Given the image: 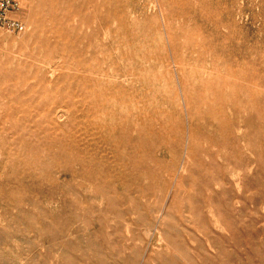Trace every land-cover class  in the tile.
Returning a JSON list of instances; mask_svg holds the SVG:
<instances>
[{"label": "rangeland", "instance_id": "obj_1", "mask_svg": "<svg viewBox=\"0 0 264 264\" xmlns=\"http://www.w3.org/2000/svg\"><path fill=\"white\" fill-rule=\"evenodd\" d=\"M18 16L0 27V264H264V0Z\"/></svg>", "mask_w": 264, "mask_h": 264}, {"label": "bare ground", "instance_id": "obj_2", "mask_svg": "<svg viewBox=\"0 0 264 264\" xmlns=\"http://www.w3.org/2000/svg\"><path fill=\"white\" fill-rule=\"evenodd\" d=\"M63 2H64V1H63ZM99 2H100V1H99ZM58 6H59V5H58ZM61 6H62V4H61ZM157 6H158V5H157ZM90 9H91V8H90ZM102 9H103V8H102ZM102 9H101V10H102ZM89 11H90V10H89ZM108 14H109V13H108ZM76 18H78V17L76 16ZM76 18H75V19H76ZM161 18H162V17H161ZM75 19H74V20H75ZM50 21H51V20H50ZM52 21H53V19H52ZM75 21H76V20H75ZM48 22H49V21H48ZM97 22H98V20H97ZM115 22H116V21H115ZM139 24H141V23H139ZM30 26H31V25H30ZM82 26H83V25H82ZM95 26H97V25H95ZM113 26H114V25H113ZM83 28H84V27H83ZM83 28H82V30H83ZM163 28H164V27H163ZM29 29H30V28H29ZM29 29H28V30H29ZM56 29H57V28H56ZM87 29L89 30V28H87ZM82 30H81V31H82ZM96 30H97V29H96ZM99 30H100V29H99ZM103 30H104V29H103ZM110 30H111V29H110ZM110 30H109V31H110ZM60 31H61V30H60ZM93 31H94V30H93ZM97 31H98V30H97ZM97 31H96V32H97ZM101 32H102V31H101ZM105 32H106V31H105ZM160 32H161V31H160ZM43 33H44V32H43ZM93 33H94V32H93ZM97 33H98V32H97ZM121 33H122V32H121ZM48 34H49V33H48ZM58 34H59V33H58ZM105 34H107V33H105ZM111 34H112V33H111ZM42 35H43V34H42ZM98 35H100V34H98ZM33 36H34V35H33ZM58 36H59V35H58ZM60 36H61V34H60ZM65 36H66V35H65ZM94 36H95V35H94ZM106 36H107V35H106ZM89 37H90V36H89ZM99 37H100V36H99ZM104 37H105V35H104ZM110 37H111V36H110ZM58 38H59V37H58ZM60 38H61V37H60ZM87 38H88V36H87ZM92 38H93V37H92ZM95 38H96V37H95ZM108 38H109V36H108ZM31 40H32V39H31ZM31 40H30V41H31ZM59 40H60V39H59ZM96 40H97V39H96ZM104 40H105V38H104ZM115 40H116V39H115ZM121 40H122V39H121ZM121 40H120V41H121ZM167 40H168V39H167ZM30 41H29V42H30ZM65 41H66V40H65ZM85 41H86V40H85ZM94 41H95V40H94ZM98 41H99V40H98ZM91 42H92V41H91ZM91 42H90V43H91ZM99 42H100V41H99ZM69 43H70V42H69ZM94 43H95V42H94ZM96 43H97V42H96ZM102 43L104 44V42H102ZM107 43H108V42H107ZM65 44H66V43H65ZM82 44H83V43H82ZM92 44H93V42H92ZM99 44H100V43H99ZM93 45H94V44H93ZM96 45H97V44H96ZM104 45H106V44H104ZM80 46H81V45H80ZM35 47H36V46H35ZM82 47H83V46H82ZM95 47L97 48V46H95ZM98 47H99V45H98ZM93 48H94V47H93ZM119 48H120V46H119ZM119 48H117V49H119ZM86 49H87V48H86ZM101 49H102V48H101ZM87 50H88V49H87ZM90 50H92V49H90ZM90 50H88V51H90ZM107 50H108V49H107ZM31 51H32V50H31ZM35 51H36V50H35ZM41 51H42V50H41ZM43 51H44V49H43ZM54 51H55V50H54ZM95 51H96V50H95ZM98 51H100V48H99ZM126 51H127V50H126ZM84 52H85V51H84ZM21 53H22V52H21ZM80 53H81V52H80ZM87 53H88V52H87ZM89 53H90V52H89ZM108 53H109V52H108ZM118 53H119V52H118ZM91 54H92V53H91ZM100 54H101V53H100ZM20 55H21V54H20ZM79 55H80V54H79ZM88 55H89V54H88ZM101 55H102V54H101ZM151 55H152V54H151ZM89 56H90V55H89ZM89 56H88V58H89ZM113 56H114V55H113ZM115 56H116V55H115ZM79 57H81V56H79ZM79 57H78V58H79ZM97 57H98V56H97ZM101 57H102V56H101ZM78 58H77V59H78ZM99 58H100V57H99ZM102 58H103V57H102ZM20 59H22V58H20ZM79 59H80V58H79ZM166 59H167V58H166ZM48 60H49V59H48ZM50 60H51V59H50ZM50 60H49V61H50ZM52 60H53V59H52ZM58 60H59V59H58ZM80 60H81V59H80ZM104 60H105V59H104ZM14 61H15V60H14ZM46 61H47V60H46ZM77 61L79 62V60H77ZM77 61H76V63H77ZM91 61H92V60H91ZM165 61H166V60H165ZM172 61H173V60H172ZM70 62H72V61H70ZM74 62H75V61H74ZM74 62H72V63H74ZM98 62H100L99 59H98ZM98 62H97V63H98ZM101 62H102V61H101ZM45 63H46V62H45ZM49 63H50V62H49ZM79 63H81V62H79ZM86 63H87V62H86ZM83 64H84V63H83ZM98 64H99V63H98ZM103 64H104V63H103ZM167 64H168V63H167ZM40 65H42V64H40ZM43 65H44V64H43ZM73 65H74V64H73ZM89 65H90V64H89ZM92 65H93V63H92ZM101 65H102V64H101ZM101 65H100V66H101ZM46 66H47V65H45V67H46ZM67 66H68V64H67ZM69 66H71V65H69ZM78 66H79V64H77V68H78ZM100 66H99V67H100ZM176 66H177V65H176ZM185 66H186V65H185ZM42 67H43V66H42ZM48 67H49V66H48ZM58 67H59V66H58ZM58 67H57V68H58ZM81 67H83V66H81ZM85 67H86V65L84 66V68H85ZM96 67H97V65H96ZM105 67H106V66H105ZM195 67H196V66H195ZM50 68H51V66H50ZM59 68H61V70L63 69L62 67H59ZM59 68H58V70H60ZM75 68H76V67H75ZM87 68H88V67H87ZM87 68H86V69H87ZM103 68H104V67H103ZM168 68H169V67H168ZM175 68H176V67H175ZM191 68H192V67H191ZM94 69H95V68H94ZM98 69H99V68H98ZM101 69H102V68H101ZM44 70H45V69H44ZM44 70H42V71H44ZM48 70L51 71V76H52V77L54 76V74L56 75L55 71H57V69H55L54 67H53L52 69H48ZM69 70H70V68H69ZM45 71H46V70H45ZM62 71H63V70H62ZM80 71H81V70H80ZM86 71H87V70H86ZM90 71H91V70H90ZM105 71H106V70H105ZM105 71L103 70V73H104ZM111 71H114V70H111ZM130 71H131V70H130ZM47 72H48V71H47ZM57 72H58V71H57ZM83 72H85V71H83ZM98 72H99V71H98ZM108 72H109V71H108ZM45 73H46V72H45ZM45 73H43L44 76H46ZM61 73H62V72H61ZM85 73H86V72H85ZM85 73H84V74H85ZM96 73H97V71H96ZM144 73H145V72H144ZM158 73H159V72H158ZM171 73H172V72H171ZM86 74H87V73H86ZM112 74H113V73H112ZM112 74H111V75H112ZM129 74H130V73H129ZM167 74H168V73H167ZM57 75H58V74H57ZM168 75H169V74H168ZM94 76H96V75H94ZM97 76H98V75H97ZM113 76H114V75H113ZM86 77H87V75H86ZM116 77H117V76H116ZM102 78H103V77H102ZM57 79H58V78H57ZM90 79H92V78H89V80H90ZM93 79H94V78H93ZM122 79H123V78H122ZM159 79H160V78H159ZM33 80H34V79H33ZM51 80H52V79H51ZM85 80H87V79H85ZM109 80H110V79H109ZM109 80H108V81H109ZM113 80H115V79H113ZM157 80H158V79H157ZM170 80H171V79H170ZM30 81H31V80H30ZM108 81H107V83H108ZM172 81H173V80H172ZM49 82H50V81H49ZM91 82H92V80H91ZM93 82H94V81H93ZM93 82H92V83H93ZM97 82L99 83L98 80H97ZM102 82H104V81H102ZM109 82H110V81H109ZM123 82H124V81H123ZM50 83H51V82H50ZM50 83H49V85H48V84H47V85L50 86ZM54 83H55V82H54ZM89 83H90V82H89ZM94 84H96V80H95V83H94ZM104 84H105V82H104ZM134 84H135V83H134ZM73 85H74V84H73ZM96 85H97V84H96ZM99 85H100V84H99ZM253 85H254V84H253ZM90 86H91V85H90ZM100 86H102V85H100ZM64 87H65V86H64ZM81 87H82V86H81ZM94 87H95V85H94ZM97 87H98V86H97ZM97 87H96V88H97ZM105 87H106V86H105ZM129 87H130V86H129ZM142 87H143V86H142ZM60 88H61V87H60ZM92 88H93V87H92ZM121 88H122V87H121ZM88 89H89V88H88ZM90 89H91V88H90ZM93 89H94V88H93ZM100 89H101V88H100ZM100 89L98 88L97 90H100ZM118 89H119V88H118ZM124 89H126V88H124ZM131 89H132V88H131ZM64 90H65V89H64ZM64 90L61 91L62 94H63V92H65ZM66 90H67V88H66ZM88 91H89V90H87V94H89ZM91 91H92V90H91ZM108 91H109V90H108ZM122 91H123V90H122ZM101 93H102V92H101ZM103 93H104V92H103ZM162 93H163V92H162ZM84 94H85V93H84ZM181 94H182V93H181ZM93 95H94V94H93ZM110 95H111V94H110ZM44 96H45V95H44ZM95 96H96V95H95ZM95 96H94V97H95ZM102 96H105V95L103 94ZM102 96L99 97V99L101 98V100H102V99H103ZM129 96H130V95H129ZM74 97H75V96H74ZM113 97H114V96H113ZM130 97H131V96H130ZM61 98H62V97H61ZM82 98H83V96H82ZM108 98H109V97H108ZM119 98H120V97H119ZM135 98H136V97H135ZM38 99H39V98H38ZM64 99H66V98H64ZM76 99H78V96H77ZM84 99H85V98H84ZM86 99H89V98H86ZM94 99H95V98H94ZM94 99H93V100H94ZM109 99H110V98H109ZM120 99H121V98H120ZM133 99H134V98H133ZM133 99H132V100H133ZM80 100H82V99H80ZM90 100H91V99H90ZM90 100H89V101H90ZM95 100H97V99H95ZM95 100H94V101H95ZM101 100H100V101H101ZM110 100H112V99H110ZM135 100H136V99H135ZM54 101H55V100H54ZM61 101H62V100H61ZM73 101H74V100H73ZM103 101H104V100H103ZM65 102H66V101H65ZM81 102H82V101H81ZM111 102H112V101H111ZM133 102H134V101H133ZM90 103H92V102H90ZM102 103H103V102H102ZM107 103H109V101H107ZM130 103H131V102H130ZM9 104H10V103H9ZM97 104H98V103H97ZM103 104H104V103H103ZM115 104H116V103H115ZM55 105H56V104H55ZM79 105H80V104H79ZM109 105H110V104H109ZM72 106H73V105H72ZM127 106H128V105H127ZM48 107H49V105H48ZM58 107H59V105H58ZM78 107H79V106H78ZM98 107H99V106H98ZM56 108H57V107H56ZM56 108H55V109H56ZM63 108H64V107H63ZM69 108H70V107H69ZM69 108H68V106H67L66 109H69ZM73 108H74V107H73ZM84 108H85V107H84ZM94 108H95V107H94ZM102 108H103V106H102ZM105 108H106V107H105ZM122 108H123V107H122ZM126 108H127V107H126ZM48 109H49V108H48ZM58 109H59V108H58ZM58 109H57V110H58ZM70 109H71V108H70ZM76 109H77V106H76ZM78 109H79V108H78ZM78 109H77V110H78ZM114 109H115V108H114ZM125 110H128V111H129V109H125ZM54 111H55V110H54ZM65 111H66V110H65ZM65 111H64V109H63V110H59L58 112L56 111L57 114H54L55 112H53V114H54L55 116H52L53 114L51 115L52 121H55V119L57 120V119H59V118H64V116H65ZM128 111H127V113H129ZM18 112H19V111H18ZM47 112H49V111H47ZM66 112H67V111H66ZM102 112H103V111H102ZM20 113H22V112L20 111ZM88 113H89V112H88ZM116 113H117V112H116ZM124 113H125V112H124ZM131 113H132V112H131ZM136 113H138V112H136ZM67 114H68V113H67ZM91 114H92V113H91ZM91 114H90V118H91ZM104 114H105V113H104ZM111 114L113 115V113H111ZM121 114H122V113H121ZM79 115H80V114H79ZM79 115H78V116H79ZM97 115H98V114H97ZM101 115H102V114H101ZM115 115H116V114H115ZM17 116H18V115H17ZM102 116H103V115H102ZM102 116H100V117H102ZM107 116H108V115H107ZM107 116H106V117H107ZM124 116H125V115H124ZM127 116H128V115H127ZM140 116H141V115H140ZM65 117H66V116H65ZM76 117H77V116H76ZM83 117H84V116H83ZM98 117H99V116H98ZM109 117H110V116H109ZM128 117H131V116H128ZM128 117H127V118H128ZM134 117H135V116H134ZM16 118H19V117H16ZM131 118H132V117H131ZM64 119H65V118H64ZM75 119H76V118H75ZM82 119H84V118H82ZM93 119H94V118H93ZM120 119H121V118H120ZM122 119H123V117H122ZM60 120H63V119H59V120H57V121H60ZM77 120H78V119H77ZM77 120H76V121H77ZM86 120H87V117H86ZM86 120H85V121H86ZM95 120H97V119H95ZM99 120H100V119H99ZM127 120H128V119H127ZM127 120H126V121H127ZM138 120H139V119H138ZM103 121H104V119H103ZM109 121H110V120H109ZM116 121H117V120H116ZM121 121H122V120H121ZM98 122H99V121H98ZM131 122H132V121H131ZM140 122H141V121H140ZM55 123H56V122H55ZM57 123H58V122H57ZM101 123H102V122H101ZM122 123H123V122H122ZM136 123H137V121H136ZM79 124H80V123H79ZM117 125H118V124H117ZM61 126H62V125H61ZM115 126H116V125H115ZM76 128H77V127H76ZM81 128H82V127H81ZM97 129H98V128H97ZM100 130H101V128H100ZM75 131H77V130H75ZM77 132H78V131H77ZM112 132H113V131H112ZM114 132H115V131H114ZM73 133H74V132H73ZM97 133H98V131H97ZM97 133H96V134H97ZM76 134H78V133H76ZM87 134H88V133H87ZM114 135H115V134H114ZM187 136H188V134H187ZM73 137H74V136H73ZM97 137H98V136H97ZM105 137H106V136H105ZM89 138H90V137H89ZM95 138H96V137H95ZM79 139H80V138H79ZM86 139H88V138H86ZM77 141H78V140H77ZM99 141H100V140H99ZM80 142H81V141H80ZM100 142H101V141H100ZM102 142H103V141H102ZM75 143H76V142H75ZM83 143H84V142H83ZM90 143H91V142H90ZM96 143H97V142H96ZM98 143H99V142H98ZM77 144H78V143H76V145H77ZM89 146H90V145H89ZM99 146H100V145H99ZM78 148H80V147H78ZM94 149H95V148H94ZM3 152H4V151H3ZM7 155H8V154H7ZM78 165H80V164H78ZM82 165H83V164H82ZM85 165H86V164H85ZM180 167H181V166H180ZM49 172H50V171H49ZM77 172H78V171H77ZM178 172H179V171H178ZM41 174H42V173H41ZM63 174H64V173H63ZM66 174H67V173H66ZM68 175H69V174H68ZM78 175H79V174H78ZM45 176H46V175H45ZM54 176H55V175H54ZM174 182H175V181H174ZM126 186H127V185H126ZM172 186H173V185H172ZM122 188H123V187H122ZM126 188H127V187H126ZM126 188H125V189H126ZM163 209H164V207H163ZM165 213H166V212H165ZM163 214H164V212H163ZM160 215H161V214H160ZM165 215H166V214H165ZM160 217H161V216H160ZM160 217H159V218H160ZM158 221H159V220H158ZM155 226H156V225H155ZM156 232H157V231H156ZM153 233H154V232H153ZM149 236H150V235H149ZM149 236H148V237H149Z\"/></svg>", "mask_w": 264, "mask_h": 264}, {"label": "built area", "instance_id": "obj_3", "mask_svg": "<svg viewBox=\"0 0 264 264\" xmlns=\"http://www.w3.org/2000/svg\"><path fill=\"white\" fill-rule=\"evenodd\" d=\"M22 0H0V27L11 31H23L25 24L19 18Z\"/></svg>", "mask_w": 264, "mask_h": 264}]
</instances>
